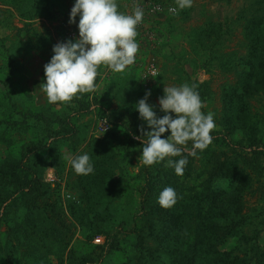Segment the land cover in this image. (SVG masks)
Listing matches in <instances>:
<instances>
[{"label":"trees","instance_id":"1","mask_svg":"<svg viewBox=\"0 0 264 264\" xmlns=\"http://www.w3.org/2000/svg\"><path fill=\"white\" fill-rule=\"evenodd\" d=\"M47 3L27 0L28 6L18 10L31 19L45 10ZM207 24L194 29L195 43L209 54L205 63L216 68L227 59L221 69L234 74L232 80L221 84L229 85L230 93L222 94L224 107L213 116L216 128L211 132L212 143L192 156L189 141L188 151L180 157H168L152 166L141 163L138 211L123 214L117 199L126 163L147 143L141 126L145 132L151 129L140 114L126 115L121 121L107 115L113 125L111 132L88 146L93 173L77 175L71 166L69 185L76 199H68L67 207L86 238L101 234L104 243L87 241V254L70 250L69 264L93 262L90 254L97 248L101 264L104 255L116 251L125 252L117 264H264V149L252 102L264 94V0H241L234 15L211 20L209 27ZM227 43L232 51H221ZM196 91L199 96L211 93L208 82ZM10 105L16 108L13 102ZM80 108L83 106L66 117L18 111L0 121V127L4 122L5 128L29 125V118L58 125L49 135L51 141L29 145L12 159L0 156V264H48L51 259L63 264L75 228L53 198L44 171L54 166L58 142L63 134L73 132L77 114L84 111ZM156 114L158 118L165 115L161 110ZM169 135L170 130L161 138ZM44 148L49 150L48 160L41 158ZM184 157L188 163L183 175H177L168 160ZM166 187L177 193V202L168 209L158 203ZM248 196L254 198L252 214L247 210Z\"/></svg>","mask_w":264,"mask_h":264},{"label":"rangeland","instance_id":"2","mask_svg":"<svg viewBox=\"0 0 264 264\" xmlns=\"http://www.w3.org/2000/svg\"><path fill=\"white\" fill-rule=\"evenodd\" d=\"M75 2L76 0H48L45 10L28 19L18 10L20 6H28L27 0H0V121L9 119L15 115L13 112L19 113L18 111L39 112L48 117H66L72 115L80 105L83 106L80 109L84 110L77 114L78 121L72 133L63 134V130L58 129L63 136L57 145L54 166L47 167L44 171V181L53 190V198L75 228L65 248L63 264H69L70 250H74L77 255L87 254V241L94 245L104 243V236L101 234L86 238L82 234L84 231L80 223L67 211L68 199H76V194L71 196V164L67 157L88 154V146L93 139L101 140L111 132L113 125L107 115L120 121L126 115H138L137 103L149 91L151 95L147 103L154 106L153 110L157 112L160 111L159 98L164 95V87H179L184 83L198 87L203 82H208L211 93L200 95L203 104L201 111L206 115L209 112L214 115L221 113L225 104L222 94L230 93L229 85L224 87L221 84L232 80L234 74L230 69H221L227 59L221 61V66L216 68L205 63L209 54L195 43L194 29L203 23H208V26L211 20H222L225 16L234 15L241 0H232L230 4L219 0H193L192 6L183 10L170 0H116L118 11L123 14H133L136 6L144 13L143 20L136 29L139 51L135 63L123 73H115L102 66L98 70L95 92L83 94L79 99L73 98L68 104H50L40 86L46 83L44 66L54 55V45L69 40L74 42L79 37V15L75 23H69ZM170 9H175V12ZM231 46V43H227L220 49L230 52ZM10 102L16 108L13 109ZM252 102L253 112L259 119L261 129L263 142L260 147L264 149V94ZM18 117L21 118L22 114H18ZM104 120L107 121L106 125L103 124ZM29 121V125L8 128L2 122L1 158L12 159L19 150L29 145L51 141L50 133L58 128L57 123L47 124L44 119L29 118ZM141 155V151L135 152L130 155L131 161L126 163V174L117 199V206L123 214H136L140 205L137 173ZM41 158L49 159L47 148L43 149ZM248 199L247 210L251 214L255 213L254 198L248 196ZM90 257L93 262L87 264H101L100 248L91 253ZM104 257V264H117L125 258V252L116 251ZM51 261L48 264L57 263L55 260Z\"/></svg>","mask_w":264,"mask_h":264},{"label":"clouds","instance_id":"3","mask_svg":"<svg viewBox=\"0 0 264 264\" xmlns=\"http://www.w3.org/2000/svg\"><path fill=\"white\" fill-rule=\"evenodd\" d=\"M192 3L193 0H176L181 10L190 8ZM170 11L175 12V9ZM77 15L80 17L79 37L74 42L69 40L54 45V55L44 66L46 83L40 86L50 104H68L73 98L95 92L98 70L102 66L123 73L135 63L139 51L136 29L144 16L140 7H134L133 14L126 15L118 11L116 0H76L70 24L76 22ZM196 87L187 83L164 87V95L159 98L160 110L165 113L162 118H158L154 106L147 103L150 91L138 101L136 108L140 119L151 129L145 132L141 126L142 137H147V143L142 148L140 163L152 166L168 157H180L188 151L189 141L192 142L189 151L192 156L196 155V150L203 151L212 143L211 132L216 128L214 114L205 115L201 111L203 104ZM169 130L170 135L162 139V134ZM67 159L77 175H89L94 171L87 154ZM187 163L186 157L168 160V166L174 167L175 173L181 176ZM176 202L177 193L172 187L164 188L158 197V203L165 209Z\"/></svg>","mask_w":264,"mask_h":264},{"label":"built area","instance_id":"4","mask_svg":"<svg viewBox=\"0 0 264 264\" xmlns=\"http://www.w3.org/2000/svg\"><path fill=\"white\" fill-rule=\"evenodd\" d=\"M103 124H105V125H106V124H107V121H106V120H104V121H103Z\"/></svg>","mask_w":264,"mask_h":264}]
</instances>
